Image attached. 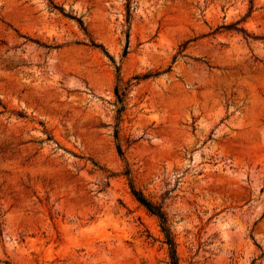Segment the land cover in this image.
I'll list each match as a JSON object with an SVG mask.
<instances>
[{"label": "rangeland", "instance_id": "1", "mask_svg": "<svg viewBox=\"0 0 264 264\" xmlns=\"http://www.w3.org/2000/svg\"><path fill=\"white\" fill-rule=\"evenodd\" d=\"M131 182L264 264V0H0V264H171Z\"/></svg>", "mask_w": 264, "mask_h": 264}, {"label": "trees", "instance_id": "2", "mask_svg": "<svg viewBox=\"0 0 264 264\" xmlns=\"http://www.w3.org/2000/svg\"><path fill=\"white\" fill-rule=\"evenodd\" d=\"M131 8V3L128 1L127 4V10H128V15L130 12ZM131 191L134 197L142 204L144 205L150 212L153 214L157 215L160 219V222L162 224V230L165 234V240L166 243L168 244V249H169V254H170V259H171V264H179V259L177 256V250H176V244L174 237L167 225V217L164 213V211L154 202L149 200L143 193L142 191L138 190L134 184L131 182Z\"/></svg>", "mask_w": 264, "mask_h": 264}]
</instances>
